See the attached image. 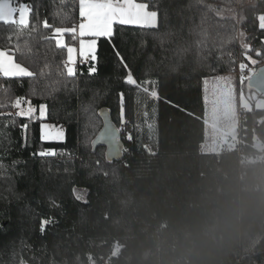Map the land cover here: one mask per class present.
<instances>
[{"label": "trees", "instance_id": "obj_1", "mask_svg": "<svg viewBox=\"0 0 264 264\" xmlns=\"http://www.w3.org/2000/svg\"><path fill=\"white\" fill-rule=\"evenodd\" d=\"M24 2L40 26L31 55L15 58L45 73L50 66V74L0 77V89L9 100L46 105V118L0 108V264H89V255L108 264H264V159L255 147V139L264 145V110L243 111L234 149L201 150L205 80H249L236 72L239 63L250 66L248 55L264 67V0H250L239 21L236 0H139L158 12V27L115 25L111 38L97 39V60L79 62L66 79L58 76L66 51L39 32H51L44 19L78 24L79 0ZM65 14L71 20L61 25ZM9 31L0 24V47L17 42L7 40ZM128 70L138 82L153 80L159 98L126 84ZM43 122L64 126V140L43 141ZM112 131L116 156L103 143ZM49 150L64 155H39ZM42 220L49 221L43 232Z\"/></svg>", "mask_w": 264, "mask_h": 264}, {"label": "snow or ice", "instance_id": "obj_2", "mask_svg": "<svg viewBox=\"0 0 264 264\" xmlns=\"http://www.w3.org/2000/svg\"><path fill=\"white\" fill-rule=\"evenodd\" d=\"M149 5L139 0H79V23H73L72 27L54 26L49 23L47 19L42 22V27L45 30L50 29L48 32H39V38L44 42H51L58 50L66 51V58L62 61V64L58 68V76L62 79L74 78L77 75V59L83 61H96V50L98 42L96 38L104 37L111 38L114 33V25H134L145 28L155 29L158 27V12L150 11ZM33 8L30 3L24 2V0H0V24L10 26L11 31L7 34V40L9 42L16 39V43L11 49L0 47V77L4 78H37L43 77L49 72L45 73L44 69L34 70L23 60L18 62L15 58L18 54L22 58H27L31 55L30 40L32 34L37 33L40 21L32 20ZM71 20L68 14L62 16L61 25L67 24ZM66 35L71 37L73 42L79 44L77 49L74 46H70L66 42ZM25 37L23 43L20 42L21 37ZM84 37H91L92 39L85 40ZM117 57L121 63L127 69V64L124 62L123 57L118 51H116ZM96 71L94 66L89 68V73L92 74ZM59 82V81H58ZM125 83L131 86H135L138 90H142L144 93L151 95L155 100L159 98L158 91L153 93L154 81L146 80L144 82H138L131 70H128L125 77ZM156 84L158 82H155ZM3 95H0V108H4L6 105H10L15 108L16 115L23 118H46V105H40L37 109L31 103V100L26 97H16L14 100H9L8 89H0ZM33 94L35 88H33ZM121 100V119L123 122L124 112V94H120ZM38 111V117L35 114ZM105 119L106 129L111 128L109 123V117L103 111L100 113ZM25 129L27 125L23 126ZM51 129L52 126L47 124L41 125V139L42 140H61L63 138V131H56L55 135L51 132L45 134L44 129ZM103 138V136L101 137ZM110 139L114 142L113 146L118 148V135H111ZM54 150L48 152H41L39 155H54ZM49 221L42 220L41 231H44V227Z\"/></svg>", "mask_w": 264, "mask_h": 264}, {"label": "rangeland", "instance_id": "obj_3", "mask_svg": "<svg viewBox=\"0 0 264 264\" xmlns=\"http://www.w3.org/2000/svg\"><path fill=\"white\" fill-rule=\"evenodd\" d=\"M260 22L261 26L264 27V17H260ZM240 42L246 50L251 49L249 43L246 42L244 35L240 36ZM247 58L250 62V66L256 65L258 62L257 59L251 55H248ZM252 75L253 73L250 74L249 80L242 79L238 84L237 81H235V78L231 76L218 77L217 80H214L212 83L208 82L205 86V122L207 128L205 151L222 153L226 149H234L240 140V117L242 116L243 111L246 112L252 109L264 110V94L251 86L250 78ZM42 124L52 126L48 122ZM147 126L152 128L151 124H148ZM58 130L62 129L52 126L51 129H44V132L45 134L51 132L55 135ZM63 134L61 140L50 141L64 140V131ZM210 145H212L214 149L207 148ZM255 147L258 152L261 153L259 160L264 159V145L259 140L255 139ZM54 153V155L50 156L57 157L64 155L63 153ZM121 250L122 246L120 244L115 245L112 255L118 256Z\"/></svg>", "mask_w": 264, "mask_h": 264}, {"label": "built area", "instance_id": "obj_4", "mask_svg": "<svg viewBox=\"0 0 264 264\" xmlns=\"http://www.w3.org/2000/svg\"><path fill=\"white\" fill-rule=\"evenodd\" d=\"M250 0H236V5H235V11H236V16H237V19L238 21L241 19V13L243 11V7L249 3ZM82 64H84L83 62H80ZM259 71V69L254 65V66H246L242 63H239L238 65V68L236 70L237 74L240 75L241 77L243 78H249L250 74L253 73V75L255 73H257ZM14 116L15 117H18L16 115V113H14ZM241 131H242V127L240 128V134H241ZM240 141L239 140V143L238 145L240 144ZM239 155H241V150H239ZM71 157H75V154H72ZM246 160H249L248 158H246ZM108 259L100 256V257H96L94 255H89L88 256V262L89 264H108Z\"/></svg>", "mask_w": 264, "mask_h": 264}, {"label": "water", "instance_id": "obj_5", "mask_svg": "<svg viewBox=\"0 0 264 264\" xmlns=\"http://www.w3.org/2000/svg\"><path fill=\"white\" fill-rule=\"evenodd\" d=\"M250 84L252 87H254L255 89H257L258 91H260L261 93L264 94V67H262L257 73H255L254 75L251 76L250 78ZM112 128L106 129V125H105V129L103 132L108 131L110 132ZM113 132V131H112ZM117 134V132H113V134ZM104 134V133H103ZM118 135V134H117ZM111 136H106L103 140H104V144L107 146L108 149V155L110 156H116L120 154V149H121V145L118 143V148L114 147L113 144L114 142L110 139Z\"/></svg>", "mask_w": 264, "mask_h": 264}, {"label": "crops", "instance_id": "obj_6", "mask_svg": "<svg viewBox=\"0 0 264 264\" xmlns=\"http://www.w3.org/2000/svg\"><path fill=\"white\" fill-rule=\"evenodd\" d=\"M148 10H150V9H148ZM150 11H152V10H150ZM158 24H159V16H158ZM115 26V25H114ZM127 26H134V25H127ZM134 27H141V26H134ZM143 28H145V27H143ZM114 34V33H113ZM101 38V37H100ZM84 39L87 41V40H89V39H92L91 37H84ZM96 39H98V38H96ZM71 46H74V47H76L77 49L79 48V44H78V41H77V44H75V45H71ZM97 51V50H96ZM79 62H83V63H89L90 62V60L89 61H83V60H80V59H77V64L79 63ZM77 64H76V67H77ZM217 78L218 77H212V78H208V79H206L205 80V84H204V95H205V93H206V91H205V86L207 85V83L208 82H210V83H212L214 80H217ZM220 78V77H219ZM44 123V122H43ZM52 126H56V127H59V128H61L64 132H65V130H64V126H62V125H58V124H52V123H50ZM205 124H206V122H205ZM206 132H207V128H206ZM207 136V135H206ZM207 138V137H206ZM43 141H50V140H43ZM63 141V140H62ZM205 141H206V139H205ZM229 145V144H228ZM227 145V146H228ZM204 148H205V142H204V144L202 145V148H201V150H202V153H205V154H220V153H218V152H215V151H205L204 150ZM207 148H212V149H214V147L212 146V145H210V146H208ZM227 150V149H226Z\"/></svg>", "mask_w": 264, "mask_h": 264}]
</instances>
